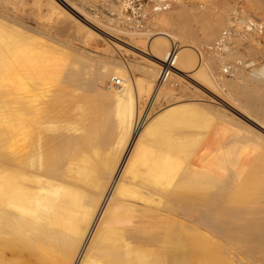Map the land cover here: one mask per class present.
<instances>
[{
	"label": "bare ground",
	"instance_id": "1",
	"mask_svg": "<svg viewBox=\"0 0 264 264\" xmlns=\"http://www.w3.org/2000/svg\"><path fill=\"white\" fill-rule=\"evenodd\" d=\"M45 1L53 15L69 14L57 16L58 26L75 24L89 37L126 33L131 42H125L148 57L136 67L95 59L82 47L70 57L55 39L35 42L41 34L35 27L25 23L15 31L0 19V264H20L23 251L34 257L31 264H264V133L255 129H264V94L251 87L264 89V63L224 64L226 16L237 7L227 0H166L176 8L166 13L158 1L160 22L174 19L197 36L200 25L204 40L229 26L204 56L172 32L114 28L75 0ZM245 2L249 9L234 24L248 27V48L264 55L254 38L264 31V18L249 13L264 12V0ZM130 5L121 0L119 14ZM175 47V69L160 80ZM197 51L201 60L223 62L221 72L226 67L236 80L204 65L194 72ZM246 65L255 69L246 74ZM136 68L144 80L134 76ZM182 77L226 95L229 104L177 95L185 89ZM16 93L20 106L10 109ZM166 95L172 96L167 104L136 120L141 102ZM237 108H250L255 128L229 116L226 109ZM225 134L228 141L220 138Z\"/></svg>",
	"mask_w": 264,
	"mask_h": 264
},
{
	"label": "rangeland",
	"instance_id": "2",
	"mask_svg": "<svg viewBox=\"0 0 264 264\" xmlns=\"http://www.w3.org/2000/svg\"><path fill=\"white\" fill-rule=\"evenodd\" d=\"M44 1L45 0H5V1L1 2V0H0V12H2L0 15V17H1L0 19L2 21H3V19H5V21H7V23L10 25V26H8L9 29H11V30L18 29L15 31L24 30L23 25L25 23L35 27L39 31V33H41L40 35H39V33H35L36 36L39 35V36H37L36 39H34L35 42L44 41V40H47L48 38H52L53 40L55 39L54 42H56V43L58 42L57 43L58 45L65 46L67 48V49L65 48L66 50L63 52V54L67 53L66 51L68 50V53L70 52V54H71V55L69 54L70 57L72 56V54L75 55V53H76V51L74 50L75 48H81L82 47L81 49H83L89 53L91 52L90 54H94V57H96V55H98L99 57L97 56L98 58H95L98 60L102 59L101 56L102 57L103 56L108 57V58L112 57V59H115L117 61H120V60L124 61L128 65L135 66V67H136V65L142 66L146 63L147 59H145L142 56H145V57H148V56H146L145 53L143 54V52H141L137 48H133L132 46L128 45V43H126V42H131L128 34L122 33V32L121 33L120 32H118V33L114 32L115 36H112V35L108 36V35L104 34V35H96L93 37H91L92 36L91 35L89 37V34H86L87 32L85 31L84 28H77L75 26V24H73V26H71L68 29L63 28L62 26H60L61 23H60V21L58 22L57 19L59 17V20L60 19L62 20L66 17H69V14L67 12H62V15H60L61 14V12H60V14H59L60 16L58 15V13H54V15H53V13L50 11V5L47 3V1H45V2ZM75 1H76L77 5H79L81 7L84 5L83 7L86 9V11H88L90 14L95 15L103 23H105L107 25L109 24V26L111 25V26H114V28H122L124 30H140L142 28V31L145 29H148V30L150 29L152 31L156 30L157 32H162V33H166V32L171 33L172 32V34L175 35V41H180L181 38L188 40L187 41L188 43L194 44L200 51L203 52V54L205 53L204 56L205 55L207 56V55L211 54V52H213V50H212V48H214L213 43L216 42V39L220 38V35H222V33L226 32V29H228V27H229L227 25H229L228 23L230 22V24H231L230 25L231 26V28H230V40H229L230 41L229 42L230 54H228L226 56V58L224 60V64L227 65L228 63H230L228 65H233V64L238 63V65H239L241 63H247V62H251V61L252 62L254 61L256 63H260V62L264 63V55H262V53L260 52L261 49L256 50L255 52H251L250 49L248 48L249 45L251 44L249 39H248L249 35H246V33H245V29H248V27L242 26L239 23H238V25L234 24V21H235L234 19H236V22H237L241 17H245V14L243 15V12L241 11V9L242 10L244 8L249 9L245 0H227L229 5H231V6L235 5L237 8H235L234 10L233 9L229 10V12H228L229 16H226V20H227L226 24L227 25L225 24L224 26L219 28V30L217 29L215 31L216 33L212 37H210L209 40H204L207 38L206 33H205V31L200 29L201 28L200 25H197V24L194 25L197 27V31H198L197 32L198 36H197L195 33L193 35L187 31L181 29L178 26V22L174 19H172V21L170 19V21H166L164 23L160 22L158 20L160 11L157 9L158 4H159V2H158L159 0H131L132 5L127 7L128 9L125 8L124 9L125 11L123 10L122 14H119V9H120L119 3L121 4V0H108V1H106V0H75ZM164 1H166V0H163V1L160 0V3H164ZM44 3H46L47 5H45ZM67 8L70 12H73V14L80 17L71 8H69V7H67ZM163 8H164V12H166V13L174 11L176 9L171 3L168 4V2L163 4ZM100 9H101V11H100ZM116 9H118V10H116ZM198 9H199V7H196L195 10H198ZM235 11H238L237 17L234 15ZM262 11H263V9L254 7L253 10H249V13L256 20L263 21L264 12H262ZM125 12H126V14H125ZM3 13H5V14H3ZM48 14L49 15L51 14V15L49 16ZM51 16H53V17H51ZM80 18L83 19L82 17H80ZM2 21H0V22H2ZM123 21H125V22H123ZM132 21H134V22H132ZM57 23L60 25L58 26ZM6 26H4V27L6 28ZM11 26L12 27L14 26L16 28H11ZM237 26H238V28H237ZM19 27H20V29H19ZM72 29L74 31H71ZM58 31H60V33ZM61 31H62V33H61ZM156 31H153V33ZM250 31H252V30H250ZM44 32H47V33H44ZM64 32H66V33H64ZM48 33L51 34V37L49 36ZM103 36H104V38H103ZM76 37H77V39H76ZM88 37L91 39H89ZM105 37H106V39H105ZM39 38H41L42 40ZM254 38L260 42L261 47H264V31H262V28L259 30V33L254 35ZM58 40H60V41H58ZM106 40H108L109 42ZM213 40L215 42L211 43ZM114 41H115V43H114ZM217 41H219V40H217ZM65 42L68 43L69 45L65 44ZM116 42L122 44L123 46L122 45L118 46V47L115 46V45H117ZM109 45H110V47H108ZM69 46H70V48H73V49L68 48ZM105 46H107V47L105 48ZM90 50H92V51H90ZM110 52H113V53H110ZM207 53H209V54H207ZM59 54H61V53H59ZM201 58H203V57L200 55V52L197 51L196 55H195V60L193 61V65H192V68H195L194 72L199 67H203V65H204V67L205 66L210 67V69L213 70L216 74H218V76L221 75L223 78L228 79V80H230V79L234 80V78L236 80V76L233 75V73L231 71L230 72L228 70L226 71V69H227L226 67H225V71L221 72L223 62L221 63V65H219L220 62L218 61V59L207 60L206 58H204V60H201ZM195 65H197V66H195ZM252 68H253L252 66H247V65L245 67L242 66V70L246 74H250L253 71ZM253 69H255V68H253ZM133 74L136 78H141L143 80H144V78H146L145 73L143 71L140 72V69H137V68L133 70ZM183 78L184 77L181 78V82H182L185 89H179L178 88L177 90L180 92L178 93V91H177V95H181V93H185V94L191 95V97H197V98L199 97L200 99H204L205 101L211 100L210 102L212 104H214L215 106L220 107V108H226V107H224L225 106L224 103L229 104L227 101L230 102V100H228L229 98L226 95L218 92L217 90H216L217 94H215L216 92L210 93V92L206 91L205 89H202V88L200 89L199 88L200 86L197 85L195 80H193V79L189 80L190 78H188V77L187 78L185 77L186 79H183ZM111 82L112 81H110L109 84H114L113 82L112 83ZM135 83L136 82H134V84ZM192 83H194V84H192ZM225 84L226 83H224L226 91H228L230 89V87L228 85H225ZM251 87L254 90V92L259 93V94H264L263 88H259L255 85H252V84H251ZM152 91H153V83H152V87L150 88V91L148 94H151ZM18 97H19V94H17V93L15 95H12L9 97L8 108H10V109L14 108L16 110L19 108L20 103L18 104V101H19ZM223 97H226L225 100ZM16 98H18V100H16ZM171 98H172V96H170V95H166L163 97L160 96L156 100V103L155 102L152 103V101L149 98L146 101H144V99H141V101H144V102H141L139 105L141 107V111L138 109L135 112L136 120H138V119L142 118V116H144V114L146 112L145 109L148 112V113H146L148 116L150 113H152L150 110L155 111V110L159 109L160 106L167 104L169 102V100H171ZM241 100H245V98H241ZM13 101H15V102H13ZM222 101L224 103H222ZM226 110L229 113V116L235 118L238 122H242L243 124H248V125L252 126L253 128L256 127V125L253 126L254 124L251 123L247 119L249 117L247 115H249L250 108L245 109V111L243 110V112L241 110H239V108H237L236 111H238L239 113L232 111V110L230 111V109L229 110L226 109ZM257 128H258V131H260L261 133L262 132L264 133L263 128H259L257 126L255 129H257ZM228 134H230V133H228ZM228 134H225V135L220 137L221 139H222V137H223V139H225L222 141H228V139H229ZM221 139H218V141L219 140L221 141ZM126 141H131V140L129 138ZM230 247H232V246H230ZM231 250H233V247ZM24 252H26V251H23V254L20 258H23V259H21L23 261L25 258L26 262L20 261L21 263L20 262L19 263L20 264H23V263L31 264L33 262L31 260H34V257L33 256L30 257V255H28V258H31V260H29L26 257L27 252H26V255H24Z\"/></svg>",
	"mask_w": 264,
	"mask_h": 264
},
{
	"label": "built area",
	"instance_id": "3",
	"mask_svg": "<svg viewBox=\"0 0 264 264\" xmlns=\"http://www.w3.org/2000/svg\"><path fill=\"white\" fill-rule=\"evenodd\" d=\"M225 33V32H224ZM178 58V50L173 48L168 52L165 61L162 64L161 72H160V80H166L172 74V71L175 69L176 61Z\"/></svg>",
	"mask_w": 264,
	"mask_h": 264
}]
</instances>
